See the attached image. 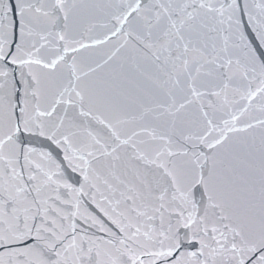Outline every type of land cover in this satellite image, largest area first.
Wrapping results in <instances>:
<instances>
[{
  "label": "snow or ice",
  "instance_id": "snow-or-ice-1",
  "mask_svg": "<svg viewBox=\"0 0 264 264\" xmlns=\"http://www.w3.org/2000/svg\"><path fill=\"white\" fill-rule=\"evenodd\" d=\"M0 264H264V0H0Z\"/></svg>",
  "mask_w": 264,
  "mask_h": 264
}]
</instances>
